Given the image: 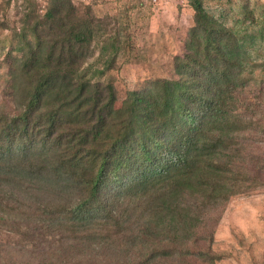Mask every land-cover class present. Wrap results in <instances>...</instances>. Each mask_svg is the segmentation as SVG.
<instances>
[{
  "label": "trees",
  "instance_id": "obj_1",
  "mask_svg": "<svg viewBox=\"0 0 264 264\" xmlns=\"http://www.w3.org/2000/svg\"><path fill=\"white\" fill-rule=\"evenodd\" d=\"M191 5L176 79L131 91L117 109L114 88L80 72L93 21L71 0H58L23 41L28 52L20 47L10 63L14 103L0 115V225L31 244L17 251L54 264L214 262L211 234L194 232L260 183L264 167L248 169L235 146L262 133L264 105L254 124L240 115L252 107L238 101L244 44L201 1Z\"/></svg>",
  "mask_w": 264,
  "mask_h": 264
},
{
  "label": "rangeland",
  "instance_id": "obj_2",
  "mask_svg": "<svg viewBox=\"0 0 264 264\" xmlns=\"http://www.w3.org/2000/svg\"><path fill=\"white\" fill-rule=\"evenodd\" d=\"M57 1L0 0V115L4 105L5 110H11L14 103L8 88L10 63L19 55L20 47L24 49V40L33 42L35 26L45 28L46 12ZM192 1L159 0L154 6L147 0H71L75 15L93 21L90 44L83 48L88 58L80 68L81 74L103 87L111 85L116 109L131 91L149 89L158 79H176L174 59L185 53L188 31L194 26ZM199 1L211 18L244 44L248 82L238 101L240 107L252 105L240 115L254 124L253 114L264 105V0ZM21 90L16 87L13 92L19 94ZM261 126L264 133V120ZM262 133L256 136L247 131L236 139L239 158L244 156L248 169L252 163L256 168L264 167ZM258 177L260 183L254 189L231 196L207 214L210 223L195 230L196 236L211 234L210 253L215 256L213 263L197 264H264V172ZM0 227L4 229L0 230V264H54L17 251V247L27 249L31 244L26 245L19 235L8 231L9 226ZM47 254L45 246L43 256Z\"/></svg>",
  "mask_w": 264,
  "mask_h": 264
},
{
  "label": "built area",
  "instance_id": "obj_3",
  "mask_svg": "<svg viewBox=\"0 0 264 264\" xmlns=\"http://www.w3.org/2000/svg\"><path fill=\"white\" fill-rule=\"evenodd\" d=\"M150 4H152V5H154V6H156L157 4H158V2H159V0H147ZM18 3H19V1H18ZM21 9V8H20Z\"/></svg>",
  "mask_w": 264,
  "mask_h": 264
}]
</instances>
